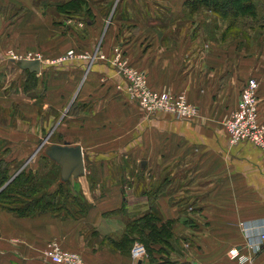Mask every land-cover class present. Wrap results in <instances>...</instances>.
<instances>
[{"label":"crops","instance_id":"1","mask_svg":"<svg viewBox=\"0 0 264 264\" xmlns=\"http://www.w3.org/2000/svg\"><path fill=\"white\" fill-rule=\"evenodd\" d=\"M93 1L73 29L46 2L0 0V8L16 9L13 17L0 16V56L12 51L40 59V79L28 80L25 72L23 82L34 81L43 93L39 99L27 92L17 74L14 88L0 83V137L10 142L9 161L27 160L18 170L37 175L34 151L42 138L45 150L65 142L81 145L85 173L68 182L79 184L90 204L76 216L20 215L0 206V264H57L48 256L54 242L80 252L83 264H243L230 255L235 247L250 255L244 264H264V245L257 253L249 248L250 234L258 241L264 231V150L232 143L225 129L249 78L259 82L264 123V48L252 49L258 22L231 17L227 28L212 35L200 25L206 21L203 1L120 0L116 14L98 11ZM228 26L240 31L230 34ZM116 46L127 64L147 73L152 89L184 92L198 116L149 113L129 101L126 79L100 58L112 57ZM70 50L76 55L61 60ZM2 62L0 76L6 73ZM41 106L55 112L42 117ZM50 161L61 177L59 163ZM153 213L161 227L170 222L172 236L136 259L133 247L141 242L128 225ZM243 222L252 229L245 231Z\"/></svg>","mask_w":264,"mask_h":264},{"label":"rangeland","instance_id":"2","mask_svg":"<svg viewBox=\"0 0 264 264\" xmlns=\"http://www.w3.org/2000/svg\"><path fill=\"white\" fill-rule=\"evenodd\" d=\"M37 1L38 2H42V1L46 2L47 10L51 13L54 12L55 16H57L58 21L60 20L61 22H67V23L69 22V25H70L69 28L74 29V28H77L80 26V24H79L80 19L77 20V16L81 15L80 12H81V10H83L82 8L85 9V6L87 5L88 1H90V0H85V1L84 0H78V1L73 0L70 3H68L67 5L66 4L64 5V3H62L64 0H37ZM118 1L120 2V0H98V1L94 0L93 3H94V5L98 6L97 8H98V11H100V12H103L105 14L110 13V12L111 13L114 12V14H116L117 13V10H116L117 7H114V6L117 4ZM198 1H200V3H202V1H203L206 5V21L205 20L201 21L200 25L204 24V26L206 27V33L207 34L214 35V33H217L216 29H218V31L221 32L225 28V26L227 28L226 19H229L231 17H227L226 15L224 16V14L223 15L219 14V12L215 11L216 9H212V7L210 5H208L209 3L207 2V0H196V2H198ZM214 1L216 3L220 2L219 0H214ZM242 1L247 2V0H242ZM248 1L251 2L253 4V6L255 7V10H254L255 13L250 8H248V12H243V15L245 17H248V18L256 19L255 21L258 22L259 26H258V29L256 30L257 34H253V37H255L257 40L253 41L252 49H253V51H259V50L261 51L264 48V23H263L264 22V0H248ZM101 2H105L108 5H106V4L100 5ZM80 4H82V5L80 6ZM79 6H80V9H79ZM194 6L197 8L199 7V9H200V6H198L197 4H194ZM209 10L212 12L208 14L207 12ZM14 12H16V9H13L11 11V9L0 8V16L7 15L9 17H13ZM208 16L211 17L210 22L208 21ZM82 17H84V16H81L80 18H82ZM71 20H73V23H70ZM81 21H82L83 27L84 26L87 27V25H88V24H86L87 19L85 20L84 18H82ZM228 27H231V26H228ZM195 28H197V27H195ZM235 29H234V27H231L230 28V34L236 32V31L238 33L240 31L238 28H235ZM247 34L250 36L249 32H247ZM249 44H251L250 41H246V42L243 41V45H244L243 47H245V46L250 47ZM116 47H119V46H116ZM98 49H99V47H98ZM114 49H113V56L112 57H108L105 54H100V58L104 59V60H108L110 62V64L113 65L112 60L114 58ZM248 50H250V49L248 48ZM11 52L12 51H10V53H9V51L7 53L4 52L1 54L2 56H0V57H2V59L0 58V60L3 61L1 64H4V66H6V68H5L6 73H4V74H2V76H0V83L3 85V82H7V85H9L10 88H14V81H15L16 74H17L19 79L22 78L21 82H22V84H24L23 86H24L25 90H28L27 92H32V95H34L36 93L38 95L39 99L42 98V95H43L42 86L36 85L34 87L33 86L34 81L32 83L29 82L28 80L23 82L25 72H27V70H29V69H22L20 67V60L30 59V58L18 57L17 60H14V59H11V56H10ZM75 55H76V53H75ZM102 55L104 57H102ZM69 58H72V57L71 56L67 57V53H66L60 59L66 60ZM12 61H14V62H12ZM114 68H116V67L114 66ZM18 72L21 75H19ZM30 72H32V71H30ZM32 73H34L36 75L37 80L40 79L37 77V76H39L40 72H32ZM5 75L9 76L10 78H8V79L5 78ZM37 84H39V83H37ZM33 87H34V89H33ZM32 89L35 91H32ZM74 107L75 106H69L67 108L68 112L69 113L73 112ZM53 110L54 109L44 111L43 106H41L40 107V114L42 117L46 116V115H48V117H49L51 115V113L55 112ZM6 113L10 114V110H6ZM56 115H57V119H58V116H61L62 114L59 115V113L57 111ZM59 119H60V117H59ZM44 140H46V138H42V141L40 143L36 144L38 146L34 151V153L36 152V157L39 159V165L37 167V169H38L37 170L38 171L37 176H42V177H39V180H41L43 182V186L47 189L46 192L56 193V194L59 193L57 195L58 197L57 196H56L57 198L55 197L56 200L54 199L55 200L54 201L55 209L57 211H60L61 215L63 214V215H75L76 216L81 212L82 206L84 208V206H85L84 202H86V203H88V202L86 200H84V197L82 195V191L80 189L79 184L73 185L72 182H68L71 178L68 181H62V179L60 177V167L58 165L52 164L53 162H51L50 161L51 158L49 159V156H47L45 148H40L41 145L43 144ZM9 144H10V142H8L3 137H0V155L2 153H4L8 162H10L9 161V160H11L10 158H13L9 152L10 151ZM38 149H41V150H38ZM26 161L19 162L17 159L13 160L11 162V166H10L11 170L20 169L19 166L20 165L24 166V164H26ZM15 166H18V167L15 168ZM42 173H43V175H41ZM8 203H9V205H8L9 207H14V208L18 207L20 205V204L18 205L17 203H13V201L12 202L9 201ZM0 206H1V203H0ZM133 236L136 237L135 238L136 242L140 241L142 244L147 245L142 239H139L138 236H136V235H133ZM66 250H69V249H66ZM165 250L166 249H164L161 252L162 253L166 252L167 253L166 255H169L168 254L169 250L168 251H165ZM179 250H181V249H179ZM70 251L78 253V255L82 258V264H83L84 258L82 256V254L78 251H73V250H70ZM153 254H154V251H153V253H151V255L153 256Z\"/></svg>","mask_w":264,"mask_h":264},{"label":"built area","instance_id":"3","mask_svg":"<svg viewBox=\"0 0 264 264\" xmlns=\"http://www.w3.org/2000/svg\"><path fill=\"white\" fill-rule=\"evenodd\" d=\"M74 50L67 53V57H73ZM11 59L17 60L18 56L11 52ZM94 57V56H93ZM102 57H104L102 55ZM113 65L117 72L126 79L125 91L128 100L138 103L149 113L168 112L178 119H192L198 116L197 107L192 104L184 92L156 91L148 84L147 73L135 66L127 64L123 59L122 50L119 47L114 49ZM259 82L256 78H249L242 87L239 106L234 109L226 120V128L232 143L251 142L264 150V123L260 119L259 105ZM245 231L252 229L243 222ZM249 248L257 253L263 249L264 231L259 234V240L254 241L253 235ZM48 256L50 261L57 264H82V258L76 252L66 250L59 243L54 242L50 246ZM147 254V248L142 243H137L133 247V255L136 259ZM232 258L240 263L250 261V255L245 254L238 247L230 250Z\"/></svg>","mask_w":264,"mask_h":264},{"label":"trees","instance_id":"4","mask_svg":"<svg viewBox=\"0 0 264 264\" xmlns=\"http://www.w3.org/2000/svg\"><path fill=\"white\" fill-rule=\"evenodd\" d=\"M220 2H215L214 0H207L212 7L216 9L215 11L219 14H224L227 17L239 18L245 17L243 12H248L250 8L255 13V7L251 2H243L242 0H219ZM250 6V7H249ZM247 14V13H246ZM28 73L31 75L29 79H36V75L32 72ZM3 152V151H2ZM1 152V153H2ZM11 162H8L5 158L4 153L0 155V203L1 207L12 209L14 212L20 215H33L40 212L52 211L54 213H60L54 207L55 197L59 194L48 193L46 188L43 186V182L39 180L32 170H11ZM18 172V173H17ZM60 183V182H59ZM58 197V196H57ZM56 197V198H57ZM55 199V200H54ZM85 200V199H84ZM17 203L18 207H9L8 202ZM84 202V201H83ZM85 203V206L81 209L80 215L86 213L90 208L89 203ZM139 228L138 220L134 223L128 225V233L130 235H136L139 239H142L147 245L148 249L151 250L150 245L168 243L170 237L172 236L171 224L170 222L162 223L161 220L156 215L150 214L142 217ZM160 221V226L158 225ZM147 229V230H146Z\"/></svg>","mask_w":264,"mask_h":264},{"label":"water","instance_id":"5","mask_svg":"<svg viewBox=\"0 0 264 264\" xmlns=\"http://www.w3.org/2000/svg\"><path fill=\"white\" fill-rule=\"evenodd\" d=\"M22 69H29L32 72L41 71L40 59L20 60ZM82 146L71 145L69 142L64 144H52L46 149V154L61 166V179L68 181L71 176L78 177L85 173L84 153Z\"/></svg>","mask_w":264,"mask_h":264}]
</instances>
